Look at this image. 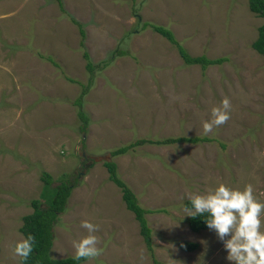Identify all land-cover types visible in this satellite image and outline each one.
Listing matches in <instances>:
<instances>
[{
  "label": "rangeland",
  "instance_id": "1",
  "mask_svg": "<svg viewBox=\"0 0 264 264\" xmlns=\"http://www.w3.org/2000/svg\"><path fill=\"white\" fill-rule=\"evenodd\" d=\"M145 23L170 29L193 57L222 61L189 65ZM263 23L248 0H0V264H20L13 245L31 200L44 190L51 200L43 170L53 185L78 181L53 257L75 255L87 219L102 251L81 264H231L213 230L190 228L185 203L222 182L251 183L264 200V56L252 46ZM225 97L230 118L205 134ZM197 136L211 140L156 143ZM112 159L146 210L151 250L109 179Z\"/></svg>",
  "mask_w": 264,
  "mask_h": 264
},
{
  "label": "clouds",
  "instance_id": "2",
  "mask_svg": "<svg viewBox=\"0 0 264 264\" xmlns=\"http://www.w3.org/2000/svg\"><path fill=\"white\" fill-rule=\"evenodd\" d=\"M230 108L228 97L223 98L219 106L212 107L210 118L203 122L204 133L225 123L230 118ZM189 201L188 215L207 214L205 224L222 242L227 261L231 264H264V200L255 193L251 183L239 188L222 182L204 193L191 195ZM80 224L88 234L73 241L75 258L98 256L102 251L97 247L95 235L99 225L87 219ZM34 244L32 233L22 234L14 243L13 253L20 258V264L28 259Z\"/></svg>",
  "mask_w": 264,
  "mask_h": 264
},
{
  "label": "trees",
  "instance_id": "3",
  "mask_svg": "<svg viewBox=\"0 0 264 264\" xmlns=\"http://www.w3.org/2000/svg\"><path fill=\"white\" fill-rule=\"evenodd\" d=\"M249 8L256 13L257 15L264 17V0H248ZM80 25V24H79ZM145 25H150L156 31H158L161 35L165 36L169 39L172 43H174L179 52L181 57L184 59L185 63L191 64H201L202 66H206L208 64H218L222 61L221 59H209L205 56H196L193 57L189 54V52L185 49V47L180 44L173 35V32L166 28L163 25L152 24V23H145ZM82 27V25H80ZM81 33L85 36V30L81 28ZM252 46L264 56V23L259 27L258 37L252 43ZM85 57L87 58L88 62L87 65L92 70L94 67L91 63L92 61L89 60L88 53H84ZM80 98V97H79ZM77 99L75 102V106L82 107V101ZM78 115L80 119L83 121L82 129L85 130L88 127L89 116L84 111V109H78ZM86 132V131H85ZM191 141V142H198L203 140H211L209 137H172L167 138L162 141H156V143H172L176 141ZM142 142H147V140H141ZM139 140L136 142L125 144L120 147H117L111 150V157H115L120 154H124L129 152V149L134 145L138 144ZM105 165L110 173L109 179L115 182L123 191V198L126 201L127 206L129 209L135 212V216L137 220L140 222L141 230L140 233L144 235L145 243L147 247L151 250L152 249V238L151 233L152 230L148 225V221L145 217L146 210L138 203L136 195L133 193L131 187L119 176L118 173V165L115 160H107L105 161ZM41 179L43 180L44 184L47 186L46 188H54L53 195L51 197L50 202L45 201V197L50 196L51 192L47 191L41 193L40 198H35L31 200V206L33 207V211L28 213L22 217V225L20 227L21 232L24 236H27L28 233H32L35 236V244L33 247V251L28 257L27 260L23 261V264H81L89 257H82L80 259H76L74 256H67L62 258H55L51 254V250L55 240L54 234V226L60 218V214L64 213L67 210V204L69 197L72 193L73 188L78 183L77 180L74 182H70V180H61L58 185H53L55 179L53 175L43 170L41 174ZM52 185V187H50ZM47 193V195H46ZM137 200V203L135 201ZM186 207L190 208V201L188 200L185 203ZM207 217V214L203 216H191L189 218V226L193 231L199 232L203 229H207L208 227L205 224L204 218ZM181 249L185 251H193L199 247L197 242H190V241H181L179 243ZM154 263H158L155 255L153 256Z\"/></svg>",
  "mask_w": 264,
  "mask_h": 264
},
{
  "label": "crops",
  "instance_id": "4",
  "mask_svg": "<svg viewBox=\"0 0 264 264\" xmlns=\"http://www.w3.org/2000/svg\"><path fill=\"white\" fill-rule=\"evenodd\" d=\"M54 245V244H53ZM51 254H52V250H51Z\"/></svg>",
  "mask_w": 264,
  "mask_h": 264
}]
</instances>
